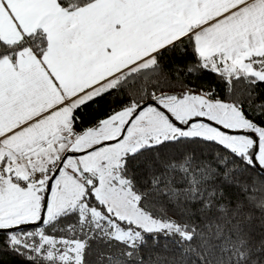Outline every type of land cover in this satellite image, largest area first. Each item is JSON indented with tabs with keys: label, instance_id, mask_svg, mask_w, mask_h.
<instances>
[{
	"label": "snow or ice",
	"instance_id": "obj_1",
	"mask_svg": "<svg viewBox=\"0 0 264 264\" xmlns=\"http://www.w3.org/2000/svg\"><path fill=\"white\" fill-rule=\"evenodd\" d=\"M187 47L227 99L173 90L161 60ZM260 85L264 0H0L6 245L31 264H264Z\"/></svg>",
	"mask_w": 264,
	"mask_h": 264
},
{
	"label": "trees",
	"instance_id": "obj_2",
	"mask_svg": "<svg viewBox=\"0 0 264 264\" xmlns=\"http://www.w3.org/2000/svg\"><path fill=\"white\" fill-rule=\"evenodd\" d=\"M161 63L165 66L164 71L170 74L169 78L171 82L176 85L173 89L174 91H181L182 89L179 85L183 83L189 87L196 88L197 91L201 90V88H203L204 91L214 90L221 99L228 98L226 87L218 75L207 70L197 71L193 74L187 73L188 67L195 64V59L191 54L190 47H187L186 52L177 49L175 52L166 53ZM177 67L183 69L180 73L179 80L176 79L175 75V69ZM257 92H264V85H260ZM260 99L264 100V95H262ZM121 102L122 101H117L113 103L106 97L105 102L100 103L99 108L90 106L92 110L88 112L87 116L84 118V124L78 126L77 130H80L81 127L88 126V124L105 115L110 108L118 106ZM259 102L260 101H257V103ZM257 216H259V213H257ZM149 243L151 245V241ZM0 264H31V262L28 258V254H22V252H17L7 246L4 234H0Z\"/></svg>",
	"mask_w": 264,
	"mask_h": 264
}]
</instances>
